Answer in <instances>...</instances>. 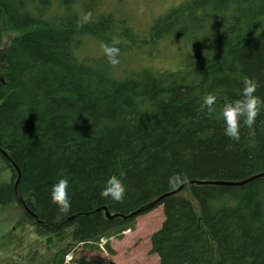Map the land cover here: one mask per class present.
I'll use <instances>...</instances> for the list:
<instances>
[{
	"label": "trees",
	"instance_id": "trees-1",
	"mask_svg": "<svg viewBox=\"0 0 264 264\" xmlns=\"http://www.w3.org/2000/svg\"><path fill=\"white\" fill-rule=\"evenodd\" d=\"M125 1L0 0V53L3 27L17 32L0 55V150L19 171L17 194L37 220L18 204L17 173L1 154L0 210L17 205L48 247L66 242L45 263L63 264L78 246L95 252L100 239L133 230L139 215H128L176 189L168 177L180 173L201 184L152 208L163 213L149 239L157 264H264V176L213 184L264 173V106L253 134L242 126L239 142L224 135L220 115L245 78L264 100V0H186L169 8L148 31L152 44L176 46L175 70L159 71L140 50L147 41L121 26L131 7ZM125 10L117 20L114 13ZM114 38L119 59L128 57L121 66L135 51L143 62L122 77L101 48ZM210 93L217 97L212 113L200 107ZM112 174L126 187L122 202L101 195ZM61 176L69 179L71 207L57 220L49 193ZM102 208L119 216L108 220ZM34 254L30 264H40ZM74 262L100 264L86 256Z\"/></svg>",
	"mask_w": 264,
	"mask_h": 264
},
{
	"label": "rangeland",
	"instance_id": "rangeland-1",
	"mask_svg": "<svg viewBox=\"0 0 264 264\" xmlns=\"http://www.w3.org/2000/svg\"><path fill=\"white\" fill-rule=\"evenodd\" d=\"M121 1L124 6V2L126 1ZM127 1H130L131 7L127 12L128 19L125 20L126 23L123 22L121 26L130 27L132 30L136 31L135 33L141 36L142 40L147 41V45L144 49L141 47L140 50L146 52L145 58L147 56L153 57V59H148L147 62L154 70L174 69L178 60L177 53H175L174 50L176 46H171V44L167 45L165 43H162L163 45L152 44L148 36V31L155 19L172 6L186 0ZM105 2L106 0H104L103 4H105ZM103 7V12H106V7ZM127 13L125 10L114 14L116 16L122 14L126 15ZM97 14L98 13L94 16H97ZM116 18L120 20L117 16ZM3 33L5 34L2 35L1 53L10 41L17 36V32L7 30L5 27H3ZM149 43H151V45ZM135 53L136 55H133L132 63H127L124 66H121L120 63L117 65V76H125L130 73V70H133L132 67L134 65L135 68H138L143 64L141 56L137 55V51H135ZM156 54L157 57L154 58ZM123 59L128 61V57L124 58L123 56L120 58V62L123 61ZM124 71L126 72L124 73ZM186 194V192L182 193L183 196ZM162 221V207H156L146 213H142L136 218L133 230L123 232L120 238L100 239L97 241L99 250L89 252L87 248L80 246L76 247L73 253H68V255L71 254L73 257L71 261H68V264H75V259L77 260L81 256L95 258L100 264H157V256L149 254V239L150 236L160 228ZM29 224L24 221L21 216V210H19L15 204L0 210V264H30L29 255L34 254L35 250L36 253L34 254L33 261L45 264L50 261L51 256L54 255L59 248L66 244V242L63 244L56 243V249H54V247H48L44 239L37 238L33 233V228ZM106 245H109V247L106 248ZM33 246H36V248H32ZM108 251L112 252V254ZM63 264H65V259Z\"/></svg>",
	"mask_w": 264,
	"mask_h": 264
},
{
	"label": "clouds",
	"instance_id": "clouds-1",
	"mask_svg": "<svg viewBox=\"0 0 264 264\" xmlns=\"http://www.w3.org/2000/svg\"><path fill=\"white\" fill-rule=\"evenodd\" d=\"M91 19V13H86L83 17L84 22ZM118 39H113L110 44L101 43L103 54L111 66H116L120 63L119 55L120 48ZM243 87L240 90V97L230 103H226L221 108V117L224 125V135L229 139L239 142L241 127H247L249 134H253V125L255 123L258 113L264 106V100L254 95L257 89V82L252 78H245L243 80ZM217 102V97L213 94L206 95L200 105L202 110L208 113L213 112V106ZM187 177L180 173H174L168 177V185L171 188L186 183ZM69 179L61 176L51 186L50 202L57 206L58 212L61 214L56 219H62L63 214H67L70 210L71 203L69 197ZM126 187L120 177L115 174L109 175L101 189V195L110 198L115 202H122L125 197ZM72 255L69 254L65 258V264L72 260Z\"/></svg>",
	"mask_w": 264,
	"mask_h": 264
},
{
	"label": "water",
	"instance_id": "water-1",
	"mask_svg": "<svg viewBox=\"0 0 264 264\" xmlns=\"http://www.w3.org/2000/svg\"><path fill=\"white\" fill-rule=\"evenodd\" d=\"M0 154L11 164V166L15 169V171L17 173V180L14 183V191H15V195L17 197L18 203L23 207L24 211L27 214H30V216H32L34 218V220H37V218L29 212V210L24 205L22 199L17 194L16 187H17L18 180H19V171L16 169L15 165L12 163V161L10 160V158L8 157V155L5 152H3V151L0 150ZM263 176H264V173L254 175V176H252V177H250L248 179H245L243 181H238V182H214L213 184H219V185H222V186H242L244 184L250 183V182L254 181L255 179L261 178ZM192 184H197L198 185V184H201V182L190 181V182H186L184 184H181L180 186H178L173 191L163 194L162 196H160L159 198H157L155 201H153L148 206L142 207V208L136 210L135 212L131 213L130 215H128V217L138 216V215L142 214L144 211H146L148 209H152L153 207H155L156 205H158V203H160L165 198H168L170 196H173V195L178 194L184 188H186V187H188V186H190ZM102 209L104 210V216H105V218H107L108 220H111V219L119 216L118 214L110 215L108 213V211H107L106 208H102ZM97 211H100V210H97ZM122 218H125V217H122Z\"/></svg>",
	"mask_w": 264,
	"mask_h": 264
},
{
	"label": "bare ground",
	"instance_id": "bare-ground-1",
	"mask_svg": "<svg viewBox=\"0 0 264 264\" xmlns=\"http://www.w3.org/2000/svg\"><path fill=\"white\" fill-rule=\"evenodd\" d=\"M16 180H17V178H16ZM16 180H15V181H16ZM15 181H14V183H15ZM13 187H14V184H13ZM16 199H17V197H16ZM17 201H18V200H17ZM18 204H19V203H18Z\"/></svg>",
	"mask_w": 264,
	"mask_h": 264
}]
</instances>
